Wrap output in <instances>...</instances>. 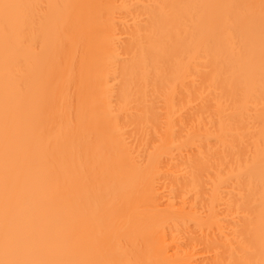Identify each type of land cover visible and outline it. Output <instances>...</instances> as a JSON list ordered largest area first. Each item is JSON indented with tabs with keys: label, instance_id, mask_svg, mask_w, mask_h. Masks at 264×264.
<instances>
[{
	"label": "bare ground",
	"instance_id": "bare-ground-1",
	"mask_svg": "<svg viewBox=\"0 0 264 264\" xmlns=\"http://www.w3.org/2000/svg\"><path fill=\"white\" fill-rule=\"evenodd\" d=\"M0 264H264V0H0Z\"/></svg>",
	"mask_w": 264,
	"mask_h": 264
}]
</instances>
